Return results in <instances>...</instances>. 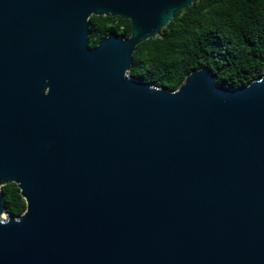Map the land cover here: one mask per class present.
I'll return each mask as SVG.
<instances>
[{
	"label": "water",
	"instance_id": "water-1",
	"mask_svg": "<svg viewBox=\"0 0 264 264\" xmlns=\"http://www.w3.org/2000/svg\"><path fill=\"white\" fill-rule=\"evenodd\" d=\"M199 1L0 0V264H264V76L129 74ZM91 16L130 37L90 48Z\"/></svg>",
	"mask_w": 264,
	"mask_h": 264
},
{
	"label": "trees",
	"instance_id": "trees-1",
	"mask_svg": "<svg viewBox=\"0 0 264 264\" xmlns=\"http://www.w3.org/2000/svg\"><path fill=\"white\" fill-rule=\"evenodd\" d=\"M90 48L111 33L126 38L131 23L120 17L91 16ZM210 68L216 83L237 89L264 76V0H200L179 10L159 36L140 43L130 76L175 91L185 76ZM5 212L26 208L15 184L1 187Z\"/></svg>",
	"mask_w": 264,
	"mask_h": 264
},
{
	"label": "rangeland",
	"instance_id": "rangeland-1",
	"mask_svg": "<svg viewBox=\"0 0 264 264\" xmlns=\"http://www.w3.org/2000/svg\"><path fill=\"white\" fill-rule=\"evenodd\" d=\"M6 217V215L4 214V218Z\"/></svg>",
	"mask_w": 264,
	"mask_h": 264
},
{
	"label": "bare ground",
	"instance_id": "bare-ground-1",
	"mask_svg": "<svg viewBox=\"0 0 264 264\" xmlns=\"http://www.w3.org/2000/svg\"><path fill=\"white\" fill-rule=\"evenodd\" d=\"M4 217V216H3Z\"/></svg>",
	"mask_w": 264,
	"mask_h": 264
}]
</instances>
